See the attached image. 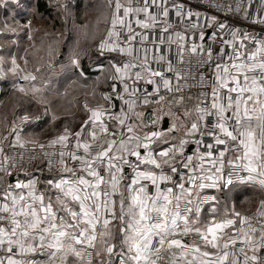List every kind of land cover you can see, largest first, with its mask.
Wrapping results in <instances>:
<instances>
[{
  "label": "crops",
  "instance_id": "crops-1",
  "mask_svg": "<svg viewBox=\"0 0 264 264\" xmlns=\"http://www.w3.org/2000/svg\"><path fill=\"white\" fill-rule=\"evenodd\" d=\"M36 4L37 0H0V141L47 146L68 144L73 149L95 147L97 158L104 157L108 163L124 160L130 167L127 170L119 168L107 177L104 184L109 197L104 200L96 189L98 182L83 172V167L90 162L79 159L73 151L60 155L59 166L52 176L43 175L31 166L14 171L0 169V205L12 215L20 213L25 222L16 232L13 225L0 222V264H56L54 250L59 246L55 245L66 240L76 243V248L89 247L95 252L106 230L104 223L109 222L111 215L113 219L107 226L110 232L120 226L116 232L118 245L126 252L120 253L119 264H146L148 247L154 237L163 239L161 244L168 241V245L182 249L180 264H207L206 260L214 264L219 260L221 264L224 254L219 251L220 241L233 237L259 239V230L255 229L249 237L239 227L237 218L239 215L250 217L257 206L264 204V90L259 89L253 79H248L242 99H228L230 93L238 91V73L249 65L236 66L234 75L217 76L211 102L219 118L220 135L216 140L235 142L242 148L239 151H221L217 155L200 153L195 144L200 137L202 118L198 114V120L195 119L185 107L186 99H194L197 110L195 96L167 94L153 103L140 99L136 92L127 89L129 85L136 86L130 70L131 60L112 55L110 51L100 52L98 61L87 65L92 76L80 69L79 73V65L71 63L76 71L64 77L66 85H74L72 82L92 85L100 70H115L114 76L104 79L99 89H89L92 91L86 93V104L79 103L81 99L74 94L67 100L71 86L60 96H54L61 103V116L48 106L38 121L18 125L19 114L14 115L16 110L14 104L11 107L12 102L9 103V94L11 88L17 86L16 76L28 68L31 56L24 45L9 43V24L27 22L32 17L30 13L26 15L27 10L33 6L36 12ZM114 6L118 17L120 13L123 19L130 12L146 13L147 19L137 22L139 27L152 21L146 9L132 7L129 0H118ZM130 50V46H125L123 53L131 54ZM109 56L120 60L112 63ZM42 62V68L37 69L39 72L62 70ZM146 76L147 89L152 93L159 87H169L165 77L150 73ZM223 95H227V99L222 101ZM147 104L153 107L160 126L155 134L145 129L141 122ZM74 105L79 107L72 113ZM111 108L117 111L118 117L107 113ZM230 114L238 122L237 126H228ZM164 118L167 119L166 127H163ZM172 144L176 150L171 155L168 151ZM2 157L0 153V160ZM183 163H190L191 168L179 173ZM231 163L246 167L248 179L245 182L226 184L223 181V172ZM91 164L96 165L97 161ZM193 173L197 174V179L194 186L189 187L188 180ZM243 191L249 194L245 197L248 198L245 206L240 205L242 211L237 210L238 202L229 199L230 202L225 203L222 197L224 193ZM206 193L213 194L218 201L201 207L199 197ZM155 198L162 199L165 204L157 205ZM180 200L189 201L190 213L186 217L171 211V206ZM157 212L161 213V219L152 222L151 215ZM179 228L184 233L167 240V236ZM13 236L18 242L14 252L9 248ZM106 239L107 236L104 242Z\"/></svg>",
  "mask_w": 264,
  "mask_h": 264
},
{
  "label": "built area",
  "instance_id": "built-area-1",
  "mask_svg": "<svg viewBox=\"0 0 264 264\" xmlns=\"http://www.w3.org/2000/svg\"><path fill=\"white\" fill-rule=\"evenodd\" d=\"M55 5L59 0H47ZM132 7L146 9L152 15V21L147 24L139 23L147 19V14L130 12L125 19L119 16V21L113 25L115 36L110 49L112 55L127 57L131 60L130 70L135 85H129L128 91L136 92V96L149 103L157 101L167 94H193L197 101V110L201 115L200 137L196 141L200 153L217 155L221 151H239L242 148L235 142H219V118L211 102L214 98V88L217 76L221 74L234 75L236 66L245 63L240 73L239 88L230 93L228 99L240 100L246 91L248 79H253L259 89L264 90V0H129ZM134 5V6H133ZM146 14V15H145ZM120 15V13H119ZM125 46L131 47V54H124ZM157 74L169 80V87H159L156 93L147 89L145 83L147 74ZM16 83H22L23 77L17 76ZM223 95L222 101L227 99ZM108 114L117 116L113 108ZM228 119V126H237L232 114ZM38 118L27 113L18 116V125L33 123ZM141 122L145 129L153 134L159 132V124L151 104L145 105ZM68 144L43 143H11L0 141V169L17 170L25 164H33L42 160L47 169L59 166L60 155L73 151L79 159L90 163L83 167V172L98 182L96 187L101 199H107L109 192L105 181L117 169L130 167L124 160H112L109 163L104 157L97 158L98 149L69 148ZM175 144L169 145V154H174ZM97 161L96 165L91 164ZM190 163L179 166V173L190 170ZM197 174L193 173L188 186L193 187ZM248 171L243 164L231 163L223 172V181L226 184L245 182ZM157 205H164L165 201L155 198ZM218 198L206 193L199 197V206L206 203H216ZM171 211L180 217L190 213L187 200H180L171 206ZM80 219V215H79ZM161 213L151 215L152 222H158ZM0 222L6 225L24 227L23 216L18 213L12 215L10 211L2 209L0 205ZM239 227L251 235L255 229L259 230V239H232L223 240L220 251L224 254L222 264H264V253L261 252L264 242V207H257L250 217L239 215ZM183 229H177L167 236V240L177 234H183ZM250 237V236H249ZM163 239L154 237L149 245L150 264H173L175 256L182 249L175 245L161 244ZM17 237L9 241L11 251H16ZM165 245L164 249L162 246ZM162 249V250H161ZM88 258L92 257V249H83ZM180 255V254H179Z\"/></svg>",
  "mask_w": 264,
  "mask_h": 264
},
{
  "label": "rangeland",
  "instance_id": "rangeland-1",
  "mask_svg": "<svg viewBox=\"0 0 264 264\" xmlns=\"http://www.w3.org/2000/svg\"><path fill=\"white\" fill-rule=\"evenodd\" d=\"M59 1L61 2L62 0ZM117 2L118 0H63L61 3L62 5H60L58 9L62 13H58L57 10L54 17H51L52 13L46 15L37 11L35 12L34 7L31 6V8L27 10L26 15L30 13L32 17L28 19L27 22H18L17 24L11 22V24H9V43L24 45L26 51L29 50L31 56L28 68L23 74H20V76L23 77V82L19 84L16 83L17 86H13L9 94V103L11 101V107L14 104L13 109L16 110L14 115L27 113L36 117L40 111L44 110V108L47 109L48 106L60 116L62 115L61 111L63 110L61 103L55 97H57L56 93H63L66 91L64 90L66 87H61L62 85L59 83H44L43 80L39 78V71H37V69L42 66V60H44V63L47 62L49 66L51 65L54 66V68L56 67L57 69H61L63 67L72 66L71 63L75 64L77 67L79 65V59L83 55L100 58L103 51L109 52L111 48L110 45L112 46L113 43L112 33L115 36V31L112 27L119 18L117 10L114 6V3L117 4ZM28 5L29 4L26 6ZM77 11L78 14H80V17L77 15ZM65 20L69 21V25L64 24ZM73 40H80V45L76 47L75 50L72 49L70 51L71 57H69L67 61L57 62L56 58L60 54L65 56L66 53L69 52V48L67 52L61 51V46L70 44ZM43 50H46V57L42 59L41 55L43 54ZM38 55L39 58L37 59ZM109 58H111L112 63L113 61L118 63L120 60V58L117 57L116 59V57L113 56H109ZM114 74L115 70L112 68H107L104 72H101L100 70L99 73L95 75V78L92 77L94 82H97L95 84L93 82V86L89 84L86 85L81 82H72L74 85L69 84L70 86L68 85L66 88L70 89L72 86V89H70L72 90L71 93L65 92L70 93L67 96V100L73 98L74 94L81 99L79 103L82 102L83 104H86L84 101L87 100L86 93L92 91L89 89H99L102 81L112 75L114 76ZM78 107L79 106L77 105L72 106V113H75L74 110L77 111ZM185 107H188L190 110L189 114L198 120L199 113L195 110L196 103L194 99H186ZM72 119L73 118H70V120ZM68 120L69 119H67L66 122ZM30 166L33 169H38L40 173L42 171L44 172L42 167L37 168L33 165ZM222 197L224 198V196ZM229 198L230 196H226V200L224 199L225 203L230 202ZM230 199L233 200L232 198ZM236 201L239 202L240 200ZM261 205L264 207V204ZM237 210L242 211L243 209L240 205H238ZM112 219L111 215L108 217L109 222L104 223L106 230H104L101 238L98 240V244H96V251L92 253L91 258H88L85 255L81 246V248L79 246L76 248V243L71 244L69 240H66L62 241L63 243L60 245H55L59 246L54 250L57 255V258L55 259V262H57L56 264H119L118 257H120V253L124 255L126 252L121 249L120 245L117 246L118 235H116V232H119L118 229L120 226L115 227V229L112 228L111 232L110 228L107 226L110 224ZM14 228H16L14 229V232H16L18 229L16 226H14ZM105 236H107V239L104 242L103 238ZM233 238L246 239L236 237ZM77 244H79V242H77ZM218 244L220 251L221 241ZM164 247L165 245L162 246V249H164ZM262 247L261 252L264 253V242ZM17 249L18 243L16 250ZM179 254L175 256L173 264H180L179 261H181L182 251ZM93 255L94 257L96 256L95 259H93ZM148 257L149 258L146 264H150V254H148ZM204 262L207 264H214L212 262H208L207 260ZM195 264L199 263L195 262ZM216 264H219V260Z\"/></svg>",
  "mask_w": 264,
  "mask_h": 264
},
{
  "label": "trees",
  "instance_id": "trees-1",
  "mask_svg": "<svg viewBox=\"0 0 264 264\" xmlns=\"http://www.w3.org/2000/svg\"><path fill=\"white\" fill-rule=\"evenodd\" d=\"M63 1V0H62ZM62 1L55 5H50L46 0H37V4H36V9L37 11H39L40 13L42 14H49V13H52V16L51 17H54L57 13V10L59 9V6L62 5ZM58 13H62L61 11L58 10ZM77 15L79 16L80 14H78V11H77ZM80 17V16H79ZM78 17V18H79ZM58 20V19H57ZM65 25H69V21L68 20H65L64 22ZM80 45V40H73L70 44H65V45H62L61 46V51H66L68 50L69 48V52L66 53V55H57L58 57L56 58V61L59 62H63V61H67L69 57H71V54H70V51L72 49L75 50L76 47H78ZM56 49V48H54ZM46 50H43V54L42 56L44 55V58L46 57ZM30 54V52H28ZM98 58L99 57H90V56H87V55H83L80 57L79 59V68H78V72L80 73L79 69L81 70V72L83 73H86L88 76H92V72L90 73L88 71V67L87 65L88 64H94L95 62L98 61ZM69 63V62H68ZM62 70L61 71H58L56 72L55 70H46V69H43L39 72V78H41L43 81H46V80H53L54 83H57L59 80L60 82H58L59 84H61L62 86L61 87H68L69 84L66 85V83L64 82V77H67L69 75V73L73 74L75 73L76 69L73 68L72 66H67V67H63L61 68ZM79 73H76L79 74ZM56 76V77H55ZM54 78V79H53ZM56 81V82H55ZM47 83V81L45 82ZM52 84V83H51ZM70 86V85H69ZM65 90H69V89H66ZM61 93H56V96H60ZM43 111V110H42ZM40 111L38 113V116H36L37 118L39 117L40 118V114L41 112ZM38 118V120H39ZM30 165H33L34 167H42L44 169V172L42 171L41 174L43 175H46L48 174L49 176H52L54 175V172H55V169H47L46 166L44 165V162L42 160H37L35 163L33 164H25L21 167H24V166H30ZM249 193H247L246 191H243L242 193H232V192H229V193H224V198L226 200V196H230V198L233 199V201H236V200H240L237 204L238 205H241L242 207L245 206V202L248 200V198H245ZM229 198V199H230ZM244 198V199H243ZM228 201V200H227ZM117 246H118V242H117Z\"/></svg>",
  "mask_w": 264,
  "mask_h": 264
},
{
  "label": "water",
  "instance_id": "water-1",
  "mask_svg": "<svg viewBox=\"0 0 264 264\" xmlns=\"http://www.w3.org/2000/svg\"><path fill=\"white\" fill-rule=\"evenodd\" d=\"M166 125H167V119L164 118V119H163V127H166ZM127 168H128V167H125L124 169L127 170Z\"/></svg>",
  "mask_w": 264,
  "mask_h": 264
}]
</instances>
